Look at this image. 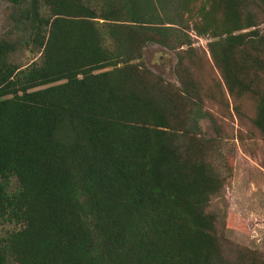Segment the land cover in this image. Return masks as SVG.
<instances>
[{"label":"trees","instance_id":"16d2710c","mask_svg":"<svg viewBox=\"0 0 264 264\" xmlns=\"http://www.w3.org/2000/svg\"><path fill=\"white\" fill-rule=\"evenodd\" d=\"M240 1L224 0V37L208 45L228 84L232 50L264 53ZM6 2L22 6V45L41 52L19 69L9 56L20 40L0 39V221L20 225L0 241V264H244L222 252L204 213L218 178L183 146L203 115L177 130L140 78L116 67L146 44L167 47L187 2L171 14L167 0ZM221 28L211 25L213 38ZM255 96L264 138V92Z\"/></svg>","mask_w":264,"mask_h":264},{"label":"rangeland","instance_id":"374dc122","mask_svg":"<svg viewBox=\"0 0 264 264\" xmlns=\"http://www.w3.org/2000/svg\"><path fill=\"white\" fill-rule=\"evenodd\" d=\"M167 2L169 14L180 11V2H187L188 9L179 12L181 23L167 33L168 46L146 44L139 59L116 67L140 78V87L160 100L177 130L186 129L194 112L203 115L197 119V133L185 138L183 146L193 161L203 162L219 180L220 188L204 209L212 219L213 236L232 258L264 264V138L253 125L255 95L264 92V53L232 50L228 76L236 83H226L208 52L209 43L224 37V0ZM240 3L242 17L251 25L244 32L254 31L264 38V0ZM21 8L0 0V39L20 40L9 56L19 69L38 63L41 52L35 46H23V32L13 29V16ZM213 23L222 25L217 38L210 32ZM17 188L10 178L6 191L14 193ZM19 229V224L0 221L1 243ZM5 264L16 262L7 255Z\"/></svg>","mask_w":264,"mask_h":264}]
</instances>
